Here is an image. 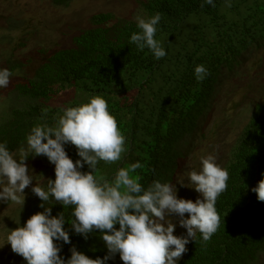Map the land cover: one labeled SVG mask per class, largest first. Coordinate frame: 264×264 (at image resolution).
<instances>
[{"label":"trees","instance_id":"16d2710c","mask_svg":"<svg viewBox=\"0 0 264 264\" xmlns=\"http://www.w3.org/2000/svg\"><path fill=\"white\" fill-rule=\"evenodd\" d=\"M51 2L63 5L67 0ZM213 5L205 0H144L142 16L161 14L154 37L166 52L160 59L147 47L141 50L131 43L132 34L141 31L136 20L110 13L90 16L88 27L75 34L68 47L7 57L0 70L12 75L7 87H0V143L19 156L34 126L55 127L64 109L99 95L125 137L126 151L115 163L99 161L95 174L111 181L120 168L139 162L142 167L134 175L140 176L143 188L156 180L174 184L182 164L198 154L197 144L205 137L203 123L226 77L237 74L253 52L264 51V0H213ZM198 65L207 69L203 80L196 78ZM64 149L73 162L80 159L73 145ZM27 162L39 166L38 185L46 189V181L55 179L54 165L45 156H30ZM223 168L227 188L215 205L220 226L206 242L197 231L177 264L264 260V202L251 191L264 178V87ZM79 171L89 168L85 164ZM41 203L35 196L27 220L43 212ZM45 207H51L53 217L64 215L70 243H55L65 261L72 247L91 259L108 255L98 230L86 239L72 230L74 206L50 198ZM16 256L15 264H27ZM105 264L123 262L117 253Z\"/></svg>","mask_w":264,"mask_h":264},{"label":"clouds","instance_id":"9594fccd","mask_svg":"<svg viewBox=\"0 0 264 264\" xmlns=\"http://www.w3.org/2000/svg\"><path fill=\"white\" fill-rule=\"evenodd\" d=\"M205 2L215 6L213 0ZM135 20L141 31L132 34L131 43L141 50L147 47L156 59L164 57V48L154 38L161 14L137 15ZM11 75L7 69L0 70V87H7ZM195 75L203 80L208 75L207 69L198 65ZM26 142L27 148L20 149L19 159L14 158L6 144L0 143V200L18 204L22 210L24 190L33 184L26 164L30 156H45L54 165L55 174L54 181H46V189L39 185L31 188L42 201L39 207L43 212L31 215L23 227L8 230L7 244L27 264H105L117 253L123 264H177L197 231L206 242L220 226L215 205L227 188L228 172L216 163L213 155L201 159L200 172L188 173L187 180L201 196L195 202L178 199L172 183L156 180L143 188L140 176L134 175L142 167L139 162L120 168L111 181L95 174L99 161L115 163L126 151L125 137L110 114L107 101L99 95L88 103L64 109L55 127L34 126ZM66 144L76 148L80 159L73 162L68 157ZM85 164L89 171H79ZM251 191L258 201L264 202V178ZM50 198L74 206L72 230L85 239L98 230L108 255L91 259L72 247L71 256L65 261L55 241L68 244L70 237L64 230L66 221L62 212L53 217L51 207H45ZM172 215L179 217V226L186 229V237L173 235L176 225L168 218Z\"/></svg>","mask_w":264,"mask_h":264},{"label":"rangeland","instance_id":"374dc122","mask_svg":"<svg viewBox=\"0 0 264 264\" xmlns=\"http://www.w3.org/2000/svg\"><path fill=\"white\" fill-rule=\"evenodd\" d=\"M143 2L67 0L66 4L55 5L51 0H0V65L7 57L19 59L38 49L70 46L71 38L86 29L90 16L96 13H110L117 18L135 21L137 15H142ZM263 87L264 51L253 52L237 74L224 80L213 109L203 123L205 137L197 144L198 154L187 158L174 182L178 199L195 202L201 198L187 180L188 173L200 172L201 159L207 155L215 156L216 163L224 167L254 105L261 98ZM14 158L19 159V156L14 155ZM26 164L31 170L33 184L24 190L22 210L18 204L0 200V264H15L13 260L17 256L7 244L8 230H14V225L17 227L27 220L26 214L30 213L29 207L35 200L31 188L38 185L40 168L35 162ZM168 218L176 225L173 235L186 237V229L179 226V217L172 215Z\"/></svg>","mask_w":264,"mask_h":264}]
</instances>
